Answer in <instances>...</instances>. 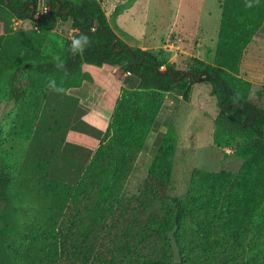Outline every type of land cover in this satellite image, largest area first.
Instances as JSON below:
<instances>
[{"label": "trees", "instance_id": "1", "mask_svg": "<svg viewBox=\"0 0 264 264\" xmlns=\"http://www.w3.org/2000/svg\"><path fill=\"white\" fill-rule=\"evenodd\" d=\"M43 2L47 10L38 20L30 17L31 5ZM120 12L111 23L98 0H0V93L6 101L37 112L51 90L49 80L66 91L92 81L84 64L118 67L122 82L77 189L57 183L49 175L51 159L40 155L35 175L16 180L22 187L17 189L9 165L0 160V264H264V98L256 99L261 93L237 76L244 49L264 23V0H222L212 62L187 58L194 79L180 77L186 71L153 51L128 45L117 51L124 45L120 39L112 47L114 30L128 36L115 22ZM13 17L32 19L36 29L13 33ZM61 19L70 20L75 34L89 35L92 43L83 55L68 51L71 40L51 36ZM56 55L67 75L55 67ZM162 66L173 75L159 73ZM202 81L219 106L212 143L230 148L242 164L236 172L193 168L179 198L169 193L177 132L171 122L158 126V115L167 92L186 102L192 85ZM33 120L12 124L19 128L10 137L39 141L43 131L34 132ZM156 128L145 178L134 193L120 192ZM95 186L97 195L90 196L88 187ZM82 201L85 212L64 213Z\"/></svg>", "mask_w": 264, "mask_h": 264}, {"label": "rangeland", "instance_id": "2", "mask_svg": "<svg viewBox=\"0 0 264 264\" xmlns=\"http://www.w3.org/2000/svg\"><path fill=\"white\" fill-rule=\"evenodd\" d=\"M109 22L112 23L113 14L120 9L115 18L116 24L128 36L114 30L124 44L132 47L149 46L147 51L155 52L167 64L176 70L187 71L188 56L180 52V48L193 46L198 43L200 51L195 55L205 58L211 63L215 51L222 0H98ZM47 10L46 2L34 7L35 17ZM11 31L16 34H27L36 29L30 18L13 17L10 24ZM76 30L72 28L70 20H59L50 32L57 40H71ZM118 39V40H119ZM180 46V47H177ZM174 53H177L174 55ZM243 68L238 76L248 81L253 92H260L258 100L264 98V23L257 30L250 43L243 51L240 65ZM162 69L165 66L161 67ZM84 71L104 77L111 72L121 80V69L118 67H95L83 65ZM98 76V80L102 78ZM193 87V89H192ZM188 101H184L175 92L165 94L164 103L158 116V126L163 122H171L177 132L178 140L174 154L172 178L169 193L172 196L183 198L189 184V173L193 168L218 172H236L241 159L235 157L227 147H215L212 143L213 119L218 113V100L210 94L211 86L202 81L193 84ZM6 89V84H2ZM88 93V92H87ZM89 94V93H88ZM5 94L0 93V160L10 167L11 174L16 180L27 181L38 170L34 168L36 157L51 159L50 172L59 184L70 185L77 189L81 178L85 177V167L94 153L96 146L103 140L104 132L97 130L84 121L83 116L89 108L78 105L76 100L66 93L48 92L47 98L41 103L38 111L19 104L8 102ZM93 101L98 103L99 96L94 93ZM112 104V102H111ZM104 106H107L104 104ZM22 114L26 118H33L31 125L39 133L37 142L24 140L13 136L19 126L11 129L12 124H25ZM37 116H36V115ZM34 135V134H33ZM159 136L158 129L155 135L148 140V145L137 154L134 163L121 180L120 192L131 194L139 187V181L145 178L147 168L155 153ZM102 181V180H101ZM19 182V183H20ZM103 182V181H102ZM18 181L15 188L20 187ZM90 196H96L98 186L88 187ZM91 206V205H90ZM2 204H0V209ZM81 210L85 212L84 202L70 203L64 209L69 215Z\"/></svg>", "mask_w": 264, "mask_h": 264}, {"label": "crops", "instance_id": "3", "mask_svg": "<svg viewBox=\"0 0 264 264\" xmlns=\"http://www.w3.org/2000/svg\"><path fill=\"white\" fill-rule=\"evenodd\" d=\"M140 1L141 0H136L134 5L139 3ZM0 31H1V26H0ZM198 45H199L198 43H195L194 47L187 46L186 48H180L179 53H183V55H185L186 57L187 56L194 57V58L205 61L204 60L205 58H202L201 56L197 57L195 55L196 53L200 52L197 49ZM177 47H180V46H177ZM140 48L142 50H147L151 47L142 45ZM176 54L177 53H174V55ZM242 65L243 63H241L240 65V73H241V69L243 68ZM102 67H108V66H102ZM98 68H101V67H98ZM112 68H115V67H112ZM82 69H83V66H82ZM85 72L90 74L92 81H83L80 86L69 88L66 91V95L73 97L76 100L78 105H82L86 107L87 109L89 108V111L87 112L86 115L83 116L82 119H84L86 123L93 126L97 130L104 132L107 128L110 116L113 112L115 102L120 95L122 82L121 80H118L111 72H109V74L105 76V78L97 74V77L100 76L102 78V81L98 80V78L96 77V75H94V73L90 71H85ZM238 76H241V75H238ZM94 93L96 94V96L97 95L99 96L97 104H95V102L93 101ZM192 97L193 95L191 92V99ZM104 104H106L107 106H104Z\"/></svg>", "mask_w": 264, "mask_h": 264}, {"label": "clouds", "instance_id": "4", "mask_svg": "<svg viewBox=\"0 0 264 264\" xmlns=\"http://www.w3.org/2000/svg\"><path fill=\"white\" fill-rule=\"evenodd\" d=\"M256 2L258 3L259 0H256ZM248 7H251V3H249L247 5ZM91 40L89 38V35L87 33L81 32L78 34H75L72 36L71 38V42L68 45V51L72 54V55H83L85 52V49L87 47H89L91 45ZM54 63H55V67L64 72L65 75H67V68L65 65L64 60L61 58V56L56 55L53 57ZM48 88H50L51 90L57 92V93H64L66 90L64 89V87L62 85H57L56 81L53 80H49ZM161 132H166V129L161 126L160 128ZM153 135H155V133H153Z\"/></svg>", "mask_w": 264, "mask_h": 264}, {"label": "water", "instance_id": "5", "mask_svg": "<svg viewBox=\"0 0 264 264\" xmlns=\"http://www.w3.org/2000/svg\"><path fill=\"white\" fill-rule=\"evenodd\" d=\"M6 3L8 4V0H6ZM50 9H51V7H49V10H50ZM34 14H35L34 6L31 5L30 17H34L35 20H38L39 17H35ZM64 14L66 15L67 12H64ZM95 24H97V21L95 22ZM118 39H119L118 36H115L114 42H113V44H112V47H114V45H115V43L118 41ZM125 46H126V44H124V45H123L119 50H117V51H122V49H123ZM168 71H169V70H168L167 68H164V69L160 68V69L158 70L159 73H166V72H168ZM169 72L171 73V75H173V72H172V71H169ZM203 75H206V73L201 74V75L198 77V79H199L201 76H203ZM185 76L190 77V78H192V79L195 78L194 74H193L192 72H189V71H186V72L182 73L180 77H185ZM178 79H179V78H176V80H178Z\"/></svg>", "mask_w": 264, "mask_h": 264}, {"label": "built area", "instance_id": "6", "mask_svg": "<svg viewBox=\"0 0 264 264\" xmlns=\"http://www.w3.org/2000/svg\"><path fill=\"white\" fill-rule=\"evenodd\" d=\"M45 11H46V10H45ZM43 13H44V12H43ZM41 14H42V13H41ZM41 14H40V15H41ZM38 17H39V16H38ZM126 74H127V73H126Z\"/></svg>", "mask_w": 264, "mask_h": 264}]
</instances>
